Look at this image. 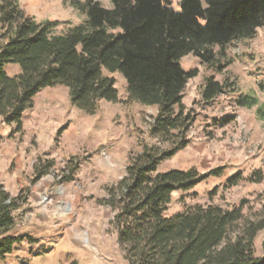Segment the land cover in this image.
<instances>
[{"label":"trees","instance_id":"obj_1","mask_svg":"<svg viewBox=\"0 0 264 264\" xmlns=\"http://www.w3.org/2000/svg\"><path fill=\"white\" fill-rule=\"evenodd\" d=\"M111 2L108 9L95 0H70L86 21L57 33L56 22H37L18 0H0L2 37L7 39L0 48V124L14 125L20 132L38 93L57 86L69 90L73 106L95 114L100 101H119L115 80L103 71L121 74L131 101L158 107L152 134L173 146L168 150L145 146L142 153H131L126 175L100 202L114 214L110 225L128 262L264 264V254L257 257L254 245L264 231V216L241 230L237 226L243 207L196 205L183 214L165 216L175 192H189L211 177H221L222 168L206 173L159 171L164 161L187 146L186 135L194 122L182 101L187 82L197 72H186L181 60L192 54L214 65L215 47L224 49L253 38L264 26V0H205L206 6L202 0H182L180 12L172 9L170 0ZM10 65L20 69L14 76L6 71ZM224 92L222 83L209 78L202 99L210 102ZM240 104L258 106L259 118H264V104L258 98L246 96ZM46 173L39 171L35 180ZM263 176L257 171L247 180L260 183ZM243 180L239 173L228 183L236 186ZM27 199V194L11 196L0 186V261L27 239L10 234Z\"/></svg>","mask_w":264,"mask_h":264},{"label":"rangeland","instance_id":"obj_2","mask_svg":"<svg viewBox=\"0 0 264 264\" xmlns=\"http://www.w3.org/2000/svg\"><path fill=\"white\" fill-rule=\"evenodd\" d=\"M95 1L112 7L111 0ZM170 1L180 12L182 0ZM18 2L37 22H56L57 33L86 21L70 0ZM2 34L0 25V48L7 41ZM214 50V65L192 54L181 60L186 72H197L187 82L182 101L194 122L186 135L187 146L164 161L159 171L206 173L222 168L223 173L189 192H175L165 216L183 214L196 205L243 207L237 226L241 230L264 216V179L247 180L257 171L264 175V118H259L258 106L240 104L246 96L264 104V26L253 38ZM6 71L13 75L19 67L10 65ZM103 75L115 80L119 101H100L95 114L73 106L69 90L57 86L38 93L20 132L14 125L0 124V186L11 196H28L10 233L27 239L0 264H130L110 225L114 214L100 202L126 175L131 153H142L145 146L160 150L173 146L152 134L158 107L131 101L121 74L104 70ZM209 78L222 83L225 92L205 102L202 91ZM39 171L47 173L35 180ZM239 173L245 180L229 186L228 180ZM263 241L261 231L254 241L257 257L264 254Z\"/></svg>","mask_w":264,"mask_h":264},{"label":"crops","instance_id":"obj_3","mask_svg":"<svg viewBox=\"0 0 264 264\" xmlns=\"http://www.w3.org/2000/svg\"><path fill=\"white\" fill-rule=\"evenodd\" d=\"M109 9V8H108ZM20 70V69H19ZM18 73V72H17ZM17 73H15V74H13V75H11V76H14V75H16Z\"/></svg>","mask_w":264,"mask_h":264}]
</instances>
